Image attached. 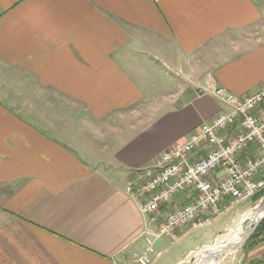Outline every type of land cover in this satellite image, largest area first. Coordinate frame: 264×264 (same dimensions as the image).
I'll return each mask as SVG.
<instances>
[{"label": "crops", "instance_id": "0c3cea01", "mask_svg": "<svg viewBox=\"0 0 264 264\" xmlns=\"http://www.w3.org/2000/svg\"><path fill=\"white\" fill-rule=\"evenodd\" d=\"M263 86L264 0H0V264H135L133 172Z\"/></svg>", "mask_w": 264, "mask_h": 264}, {"label": "built area", "instance_id": "2783aa9c", "mask_svg": "<svg viewBox=\"0 0 264 264\" xmlns=\"http://www.w3.org/2000/svg\"><path fill=\"white\" fill-rule=\"evenodd\" d=\"M211 95L228 111L151 166L135 170L126 184L148 218L145 249L133 254L136 264H152L158 239L183 228L210 226L228 209L226 203L264 190V177L258 179L264 172V115L258 113L264 107V86L245 97L222 87ZM252 147L259 155L243 161Z\"/></svg>", "mask_w": 264, "mask_h": 264}, {"label": "rangeland", "instance_id": "374dc122", "mask_svg": "<svg viewBox=\"0 0 264 264\" xmlns=\"http://www.w3.org/2000/svg\"><path fill=\"white\" fill-rule=\"evenodd\" d=\"M262 177H264V174ZM184 203L185 202H182V204ZM225 205H228V209L224 210L222 216L214 221L212 225L192 231L182 244L174 245L170 252H167L165 256L161 257V261L158 264H165L168 261L171 263L172 256L180 257L182 255L185 257L188 254L189 255L181 264H195L198 254L207 251L210 246L216 245L224 240L230 231L235 229L242 222L250 218H253V220L258 218L260 213L257 212L264 207V191L257 193L251 199L236 202V204L226 203ZM263 222L264 220L262 223ZM256 231L251 236L246 246L237 252L236 256L223 259L220 264H252L251 259H249V253L251 252L249 248L254 244L255 240H257L255 238Z\"/></svg>", "mask_w": 264, "mask_h": 264}, {"label": "bare ground", "instance_id": "6f19581e", "mask_svg": "<svg viewBox=\"0 0 264 264\" xmlns=\"http://www.w3.org/2000/svg\"><path fill=\"white\" fill-rule=\"evenodd\" d=\"M257 213H260L257 219L253 220V218H250L242 222L235 229L231 230L224 240L210 246L207 251L198 254L195 264H220L223 259L236 256L254 227L264 216L263 209Z\"/></svg>", "mask_w": 264, "mask_h": 264}, {"label": "trees", "instance_id": "16d2710c", "mask_svg": "<svg viewBox=\"0 0 264 264\" xmlns=\"http://www.w3.org/2000/svg\"><path fill=\"white\" fill-rule=\"evenodd\" d=\"M264 191V190H263ZM255 238L257 240H255L254 244L249 248L250 250H252L254 247H256L258 244H260L261 242L264 241V222L260 225V227L258 228V230L256 231L255 234Z\"/></svg>", "mask_w": 264, "mask_h": 264}, {"label": "water", "instance_id": "95a60500", "mask_svg": "<svg viewBox=\"0 0 264 264\" xmlns=\"http://www.w3.org/2000/svg\"><path fill=\"white\" fill-rule=\"evenodd\" d=\"M262 209H263V211H264V207H263ZM263 220H264V216L262 217V219L260 220V222L254 227V229H253L252 232L250 233L249 237L247 238V240L244 242V244L242 245V247H241L239 250L243 249V248L246 246L247 242L249 241V239H250L251 236L254 234V232L256 231V229H257L258 226L262 223Z\"/></svg>", "mask_w": 264, "mask_h": 264}]
</instances>
